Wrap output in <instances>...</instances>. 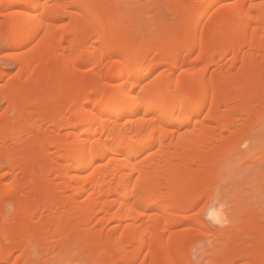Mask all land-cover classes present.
<instances>
[{"label": "bare ground", "instance_id": "6f19581e", "mask_svg": "<svg viewBox=\"0 0 264 264\" xmlns=\"http://www.w3.org/2000/svg\"><path fill=\"white\" fill-rule=\"evenodd\" d=\"M0 37V264H264V149L222 204L264 140V0H0Z\"/></svg>", "mask_w": 264, "mask_h": 264}, {"label": "rangeland", "instance_id": "374dc122", "mask_svg": "<svg viewBox=\"0 0 264 264\" xmlns=\"http://www.w3.org/2000/svg\"><path fill=\"white\" fill-rule=\"evenodd\" d=\"M160 12H162L161 14H163V16H166L167 18H169V20H171L170 19L171 15L162 7H161ZM2 42H4V38L0 37V61L2 62L3 67L9 68V70L11 72L10 75H12L13 73H17L18 68L16 67V65H14L8 50L4 48L3 44H1ZM262 138H264V136ZM261 141L257 140V144H258L257 145L255 143V141L249 140L245 143V145L242 146L244 148V151H245L244 165L238 171H236L235 173H232V175L234 174L235 178L240 177V176H244V179L240 180V182H238V181H236L235 178H234L235 179L234 180L233 178L230 177L231 184H228V186L226 187V191L224 192L223 199H222L223 211L231 213L233 217H235V216H237L243 212L242 211L243 210L242 199L243 200H245V198L248 199L247 196L243 198V197L237 196L236 193L238 191H240L243 187H246L247 189L250 188L251 187L250 184L252 185L253 183L254 184H260L261 183V179L259 177L260 175L256 174L257 173L256 172L257 166H255V164H253V161H254L253 154L255 153V151H257V148H258L257 146H259L260 152L263 151L262 149H264V144L260 145V143H259ZM262 156H264V154ZM253 179H255L256 181L251 182ZM229 190H232V191H229ZM257 195H259V196L257 198H255V201L257 200L255 206L257 207V209L260 207L258 209L259 211L261 209L264 211V205H263L264 204V190L261 189V190L257 191ZM252 199L253 198H251L250 200H252ZM204 203L202 202V204L199 206V208L197 207L196 209L191 211L192 212L191 214L196 215L198 212L201 213L202 209H200V207H202L204 205ZM260 204H262V206ZM191 214H189V215H191ZM192 215H191V217H192ZM191 217L189 218V220L193 219ZM207 222H208L207 223L208 224V230L212 231V233L218 232L219 230L221 231L225 227V225H223L224 227L222 225L219 226L217 224H214L211 221H207ZM201 230H203V229H201ZM199 235L197 236V238L194 239V241L192 242V244L189 247V253L195 261L196 260L198 261V259L200 261L201 260L200 258L204 257L201 255H203V253L206 252L205 250L207 248V245L212 241V237H207L204 239L201 237V234H199ZM204 255H205V253H204Z\"/></svg>", "mask_w": 264, "mask_h": 264}, {"label": "snow or ice", "instance_id": "6c2138e0", "mask_svg": "<svg viewBox=\"0 0 264 264\" xmlns=\"http://www.w3.org/2000/svg\"><path fill=\"white\" fill-rule=\"evenodd\" d=\"M214 216H216V213H213V214L210 216V219H211L212 217H214Z\"/></svg>", "mask_w": 264, "mask_h": 264}]
</instances>
